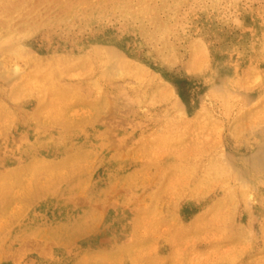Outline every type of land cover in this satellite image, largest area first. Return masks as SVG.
Returning <instances> with one entry per match:
<instances>
[{
	"label": "rangeland",
	"instance_id": "obj_1",
	"mask_svg": "<svg viewBox=\"0 0 264 264\" xmlns=\"http://www.w3.org/2000/svg\"><path fill=\"white\" fill-rule=\"evenodd\" d=\"M0 264H264V0H0Z\"/></svg>",
	"mask_w": 264,
	"mask_h": 264
},
{
	"label": "bare ground",
	"instance_id": "obj_2",
	"mask_svg": "<svg viewBox=\"0 0 264 264\" xmlns=\"http://www.w3.org/2000/svg\"><path fill=\"white\" fill-rule=\"evenodd\" d=\"M13 76H14V75H13ZM13 76H12V77H13ZM249 204H250V203H249ZM224 222H225V221H224Z\"/></svg>",
	"mask_w": 264,
	"mask_h": 264
}]
</instances>
